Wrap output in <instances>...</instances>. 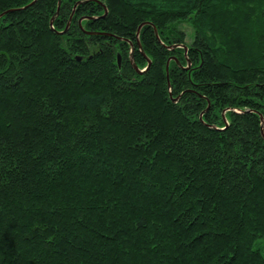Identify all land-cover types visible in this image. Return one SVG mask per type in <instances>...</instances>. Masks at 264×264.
<instances>
[{
	"label": "trees",
	"instance_id": "trees-1",
	"mask_svg": "<svg viewBox=\"0 0 264 264\" xmlns=\"http://www.w3.org/2000/svg\"><path fill=\"white\" fill-rule=\"evenodd\" d=\"M261 116L264 0H0V264H264Z\"/></svg>",
	"mask_w": 264,
	"mask_h": 264
},
{
	"label": "water",
	"instance_id": "water-1",
	"mask_svg": "<svg viewBox=\"0 0 264 264\" xmlns=\"http://www.w3.org/2000/svg\"><path fill=\"white\" fill-rule=\"evenodd\" d=\"M60 4H61V1H59V5H60ZM106 11H107V10H106ZM58 12H59V9H58L57 13H58ZM50 24H51V28L54 29V26H53V24H54V17L52 18ZM69 25H70V21H69V23H68V25H67V27H66V30L68 29ZM153 26H154V30H155V34H156V36L158 37V39H160V36H159V32H158L157 27H156L155 25H153ZM141 27H142V25H140L139 28H138V34H139L140 30H141ZM66 30H65V31H62V32H59V33H65ZM57 33H58V32H57ZM88 33H92V32H88ZM185 48L187 49L188 46L185 45ZM146 59H147V61H148V66H147L146 69H143V70H141V69L138 67V65L133 61L134 68L136 69V71H137L138 73H143V72H145V71L150 67V65H151V60H150V58L147 57V56H146ZM119 61H120V60H119ZM261 118H262V134L264 135V120H263V116H261Z\"/></svg>",
	"mask_w": 264,
	"mask_h": 264
},
{
	"label": "rangeland",
	"instance_id": "rangeland-1",
	"mask_svg": "<svg viewBox=\"0 0 264 264\" xmlns=\"http://www.w3.org/2000/svg\"><path fill=\"white\" fill-rule=\"evenodd\" d=\"M180 27L186 31L187 33V41L188 43H191L192 41V38L194 36V29H193V26L188 23V22H181L180 23ZM263 246H264V242H263Z\"/></svg>",
	"mask_w": 264,
	"mask_h": 264
}]
</instances>
